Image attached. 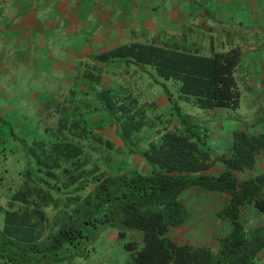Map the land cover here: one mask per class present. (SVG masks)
<instances>
[{
	"label": "trees",
	"instance_id": "obj_1",
	"mask_svg": "<svg viewBox=\"0 0 264 264\" xmlns=\"http://www.w3.org/2000/svg\"><path fill=\"white\" fill-rule=\"evenodd\" d=\"M178 45L134 42L96 56L149 66L172 109L171 125L161 129L154 100L110 88L97 94L96 108L106 111L129 150L139 149L148 172L115 168L116 144L106 137L104 120L90 121L85 112L60 114L54 126L30 139L3 127L9 121L0 116V260L45 264L88 255L93 231L110 226L124 241L128 264H264V225L252 228L247 212L264 213V171L244 179L236 174L264 156V129L233 130L229 150L218 154L207 128L184 107L237 109L243 50L210 53L201 44ZM151 128L155 133L144 136ZM9 141L16 148L8 149ZM192 187L226 197L219 214L229 229L217 248L171 235L187 220L182 193ZM129 232L141 233V240H126Z\"/></svg>",
	"mask_w": 264,
	"mask_h": 264
},
{
	"label": "crops",
	"instance_id": "obj_2",
	"mask_svg": "<svg viewBox=\"0 0 264 264\" xmlns=\"http://www.w3.org/2000/svg\"><path fill=\"white\" fill-rule=\"evenodd\" d=\"M164 39L170 48L180 46L178 43L187 48L201 44L210 53L240 47L243 58L236 78L242 69L247 80L264 79V0H0V68L8 65L0 69V75L10 71L12 80L27 82L24 87L32 89L28 103L35 108L25 100L23 109L36 114L35 123H20L18 133L28 139L45 133L60 114L65 116L75 109L85 112L90 121L103 119L106 137L119 148L128 168L148 172L139 149L129 150L106 111L96 108L100 106L97 94L110 88L142 98H146V91L152 98L160 85L147 65L125 63L124 58L99 61L96 56L125 44ZM253 63L259 68L250 70ZM135 68L139 71L134 72ZM261 89L263 92V84ZM3 95L0 90V98ZM167 104L166 100L158 105ZM219 108L229 109L194 108L188 112L198 116ZM14 113L16 108L8 100L0 105V116L6 120ZM255 118L245 119L253 123ZM258 129L263 130L264 124ZM143 134L149 136L146 129ZM261 158L264 156L259 158L258 168L250 172L264 171ZM247 212L252 228L264 225L263 212L254 208ZM260 259L264 261V251Z\"/></svg>",
	"mask_w": 264,
	"mask_h": 264
},
{
	"label": "rangeland",
	"instance_id": "obj_3",
	"mask_svg": "<svg viewBox=\"0 0 264 264\" xmlns=\"http://www.w3.org/2000/svg\"><path fill=\"white\" fill-rule=\"evenodd\" d=\"M252 23L249 25L252 26ZM248 57L250 59L249 55ZM258 66L257 63H253L250 66V70L258 69ZM7 67L8 65L5 67L3 66L0 69ZM151 70L153 72V69ZM241 70L238 71L237 75V81L241 91V103L237 109L219 108L216 111H210L209 114H203L200 112L198 116L194 115L200 120L201 124L207 128L209 137L208 141L212 145L214 151L218 154L222 153L223 150H229L230 146L228 137H230L229 133L233 130L241 127L242 129H247L249 131H259V126L264 124V91H260L263 90L261 88L262 84L264 85V79L258 81L257 78H251L249 76L251 79L247 80L248 78H244V73ZM133 71L136 72L139 70L135 68ZM25 84H27V82L24 80H12L10 71L4 77L3 75H0V90L6 94V96L3 95L4 97L0 98V105L6 104V101L8 100V104L12 108H16L17 113L10 115L7 120L11 122L5 124L3 127H13L16 132H18L17 128L20 126V123H35L33 119H35L34 116L36 114L34 112L30 114L23 109L25 100L27 105H32L28 103L29 101L31 102V99L27 96L28 94H31L32 89H26L24 87ZM33 84H35V82H33L32 85ZM144 93L146 99L154 100L157 106L167 100L161 89L158 93H155L152 98L148 96L146 91H144ZM33 105L32 107H34ZM169 107V104L162 107L159 106V113L161 114L162 119L158 121V128L162 129L163 127L165 128L166 125L168 127L171 125L169 120L172 119L174 115ZM184 107L188 108V111H192L194 108L202 110L187 102L184 103ZM34 108L30 110V112L34 111ZM256 116L258 117L255 118ZM246 117H253L256 121L252 123L245 119ZM174 121L175 118L172 120V124ZM18 122L19 124H17ZM25 132L28 133L27 131ZM147 132L149 136H151L155 133V129H147ZM7 136L6 137L10 139V133H8ZM10 142L11 141L7 143V148H16V145L12 143L13 141ZM115 150V158L112 164L115 168H118V170L128 168L129 166L123 162L119 148L117 147ZM14 155L15 154L12 153V156H9V163H11L12 160H15ZM261 162H264V158H261L260 163ZM16 163H18L17 159ZM16 170V168H12L14 174H16ZM256 172L257 170L251 172L250 170H246L237 171L236 174L239 179H244L254 175ZM182 199L187 206L188 217L183 225L172 229L171 235L180 242L208 244L217 248V239L225 235L229 229V224L222 219L219 214L226 201L225 195L219 192H208L201 187H192L182 193ZM93 233H96L94 235L95 240L91 247L92 250L88 255H78L71 259H64L58 262L45 264H128L129 253L124 248V241L119 239L118 231L116 229L106 226L102 227L99 231H93ZM140 234L129 232L126 240L136 239L137 241H140ZM0 264L15 263L0 260Z\"/></svg>",
	"mask_w": 264,
	"mask_h": 264
}]
</instances>
